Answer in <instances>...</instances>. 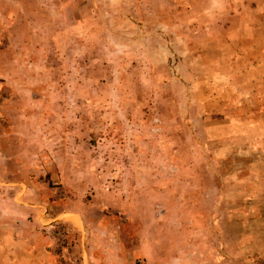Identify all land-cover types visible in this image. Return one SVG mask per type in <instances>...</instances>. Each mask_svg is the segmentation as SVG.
Segmentation results:
<instances>
[{
  "label": "rangeland",
  "instance_id": "374dc122",
  "mask_svg": "<svg viewBox=\"0 0 264 264\" xmlns=\"http://www.w3.org/2000/svg\"><path fill=\"white\" fill-rule=\"evenodd\" d=\"M29 249L264 264V0H0V264Z\"/></svg>",
  "mask_w": 264,
  "mask_h": 264
},
{
  "label": "crops",
  "instance_id": "0c3cea01",
  "mask_svg": "<svg viewBox=\"0 0 264 264\" xmlns=\"http://www.w3.org/2000/svg\"><path fill=\"white\" fill-rule=\"evenodd\" d=\"M63 212H65V213L57 214L54 217V219H56V220L58 219V220L64 221L65 223H67L69 225V228H71L73 230L79 231V230H81L84 227V224H83L84 221H83L81 215H79V214H77L75 212H72V213H66V211H63ZM36 214L34 213L33 217L31 215L32 219L34 220L35 223L43 225L42 224L43 221L41 220L42 219L41 215L39 214L38 211H37ZM45 219L47 220V222H45V223H47L48 225H49L50 221L53 220V219H49V218H45ZM49 226H50V228L52 227V225H49ZM31 239L33 240L34 245L27 244L26 248L27 249L28 248H32V250L37 251V253L39 252L41 254L47 252V247L46 246L53 244V242L49 244L48 243V239L47 238L43 239V237L40 234H38V233L33 234V237ZM45 241H47V242H45ZM36 242H38V243H36ZM53 245L57 246L58 244L55 243ZM2 247H4V246H2ZM19 248H20V246H19ZM5 250H6V248H5ZM29 252L32 254L30 249L28 251V257H29V263L28 264H42V262H40L38 260V256H37V258H35V256H31ZM52 256H53V258L58 259L59 263H61V261L63 259V255L61 253H59V251L52 252ZM85 259H86V257H85ZM85 259H84V255H83L82 259H81L82 264H86V263H84Z\"/></svg>",
  "mask_w": 264,
  "mask_h": 264
}]
</instances>
